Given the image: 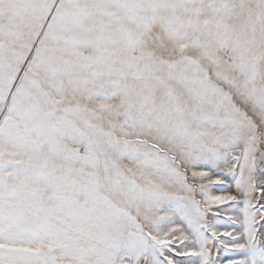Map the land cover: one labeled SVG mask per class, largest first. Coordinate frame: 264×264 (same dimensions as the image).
Listing matches in <instances>:
<instances>
[{
	"label": "snow or ice",
	"instance_id": "1",
	"mask_svg": "<svg viewBox=\"0 0 264 264\" xmlns=\"http://www.w3.org/2000/svg\"><path fill=\"white\" fill-rule=\"evenodd\" d=\"M0 264H264V0H0Z\"/></svg>",
	"mask_w": 264,
	"mask_h": 264
}]
</instances>
